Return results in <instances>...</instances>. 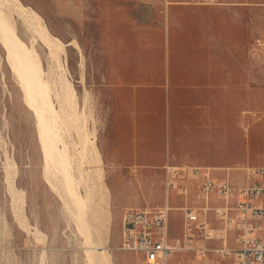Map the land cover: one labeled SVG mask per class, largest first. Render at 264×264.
Segmentation results:
<instances>
[{
    "label": "rangeland",
    "instance_id": "rangeland-1",
    "mask_svg": "<svg viewBox=\"0 0 264 264\" xmlns=\"http://www.w3.org/2000/svg\"><path fill=\"white\" fill-rule=\"evenodd\" d=\"M0 11L38 54L111 264H145L119 249L122 216L162 205L167 160L234 177L264 166V0H0ZM14 73L0 39V264H92Z\"/></svg>",
    "mask_w": 264,
    "mask_h": 264
},
{
    "label": "built area",
    "instance_id": "built-area-1",
    "mask_svg": "<svg viewBox=\"0 0 264 264\" xmlns=\"http://www.w3.org/2000/svg\"><path fill=\"white\" fill-rule=\"evenodd\" d=\"M164 203L130 207L122 216L120 250L139 253L145 264H264V166L228 170L175 164L164 166ZM184 199L170 203L171 194ZM178 210L181 233H171Z\"/></svg>",
    "mask_w": 264,
    "mask_h": 264
},
{
    "label": "bare ground",
    "instance_id": "bare-ground-1",
    "mask_svg": "<svg viewBox=\"0 0 264 264\" xmlns=\"http://www.w3.org/2000/svg\"><path fill=\"white\" fill-rule=\"evenodd\" d=\"M45 29L43 28L42 30ZM43 36L45 39L48 38L47 34ZM0 39L2 44L7 50L8 59L13 67V70L15 72L14 74H17L16 77L19 78L20 83L23 89L25 90L26 101L28 105L34 109L37 116V123H38L37 128L39 130V137L43 147L42 149L43 156L46 162L45 164L46 174L45 172L44 174L47 175L48 178L50 179L54 178L57 180H58V176H62V179H60L61 180L60 183H62L63 189L61 188V185L60 188L65 191L66 200L71 203V206L74 207L76 211L75 216L77 217L78 220L79 229L86 234L85 236L87 242L90 244V248H91L90 250L87 251L88 254L92 256L91 258H93L92 261L94 263L92 264H111L110 254L106 253V250H104L103 252L99 251L98 249L100 248V246L98 244L100 243L99 242L96 243L91 239L92 238L90 232L91 221L89 224V220H88V214L91 212L90 199H89L90 195L85 196L80 193L78 189L79 181L76 180V178L72 175L71 172V160L67 155L66 150L61 149L59 147L61 136L58 133V129L56 125L59 115L57 114L55 106L51 100L49 85L43 79L42 66L38 54L36 53L33 47L27 46L20 39V37L17 35L15 26L12 24V22L9 21V19L1 11H0ZM51 175H54L57 178L55 177L51 178ZM51 184L52 186L51 185L50 186L53 187L55 182L54 184L53 183ZM54 190L55 188L53 187V191ZM88 191H90V189Z\"/></svg>",
    "mask_w": 264,
    "mask_h": 264
},
{
    "label": "crops",
    "instance_id": "crops-1",
    "mask_svg": "<svg viewBox=\"0 0 264 264\" xmlns=\"http://www.w3.org/2000/svg\"><path fill=\"white\" fill-rule=\"evenodd\" d=\"M143 130H144V129H143ZM145 130H146V129H145ZM167 161H169V160H167ZM167 161H166V162H167ZM166 162H165V163H166ZM165 163H164V164H165ZM164 164L161 166L162 169H163ZM142 165H143V164H142ZM142 170H143V169H142ZM163 181H164V180H163ZM164 195H165V190H164V193H163V202H162V204L164 203ZM172 198H174V200L176 201V203H172ZM183 202H184V199H183L181 196H178V195L175 194V193H172V194H171L170 203H171L174 207H178V206L182 205ZM138 208H141V207H138ZM144 208H148V207H144ZM171 233H172V235H179V234L181 233V229H180L179 233L174 234V233L172 232V226H171Z\"/></svg>",
    "mask_w": 264,
    "mask_h": 264
}]
</instances>
